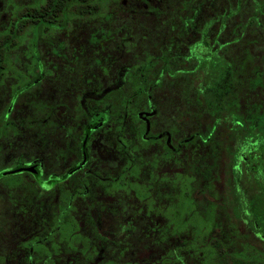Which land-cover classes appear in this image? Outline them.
Masks as SVG:
<instances>
[{"label":"flooded vegetation","instance_id":"flooded-vegetation-1","mask_svg":"<svg viewBox=\"0 0 264 264\" xmlns=\"http://www.w3.org/2000/svg\"><path fill=\"white\" fill-rule=\"evenodd\" d=\"M123 1L127 2V0ZM8 7L0 1L1 25L7 22L5 18ZM50 25L49 33L54 34L59 29L68 36L64 37V40L70 39L67 30L73 22L68 20L53 22ZM8 27L0 29V43ZM44 38V35L38 32L37 36L29 39L31 53L28 51V43L26 44L27 65L23 68L26 73L22 76L14 68L15 64L11 65V68L6 64L8 59L15 61L14 56L10 55L12 48L7 49L6 45L0 47V58L4 61L0 69V156H4L8 151L9 136L22 133H30L32 142L37 148L41 145V139L46 138L48 152L47 169L43 165L44 156L39 155L41 152L38 149L31 155L25 150L18 152L13 164L7 165L8 161H5L4 165L0 166L2 188L0 199L3 200L0 203V264H102V253L106 252L107 241L110 240L105 239V236L115 234L109 229H103L100 223V212H107L106 205L110 204L111 207L115 205L122 212L132 208V212H135V207L129 205L130 199L133 198L139 204L136 213L142 211L145 214V212L151 213V205L158 201V205L154 203L156 205L154 210L157 213L155 215H160L166 220L168 206L182 203L180 197L188 203L199 198L198 203L202 206L216 205L225 215L228 209L235 225L234 229H237L248 241V250L260 253L254 256L252 263L262 264L261 260L264 257L262 227L264 178L261 160L263 143L258 140L257 135L250 134L246 141L236 147V161L231 168L233 173L229 172L231 178L229 180H226V166L222 163V174L219 175L221 180H219L215 174L214 161L212 166L204 167L201 172L196 170L197 167L192 166L194 159L190 158V156H199V154L196 156V148H200L199 151L203 152L206 148L214 156L215 138L217 135L223 137L222 134L215 132L216 118L209 113L203 117L196 114L192 118H186L177 111L173 115V117L177 116L174 118L176 125L169 126L168 103L167 108L164 107L166 98L161 101V112L152 115L153 110L148 95L144 107L148 111L144 113L151 112L149 118L140 120L141 112H136L143 132H146L145 137L142 138V132L140 138L144 140L147 158L144 164L139 165L134 163L136 156L134 159L126 158L125 161H121L118 159V147H128L134 151L139 148L138 145L127 144L125 141L121 144L120 135L116 133L119 129L121 72L120 69H115L114 65L119 58L111 57L112 68H108L110 79H105L103 70L97 67H94L90 74H87L85 68L78 76L73 69L66 70L56 65L54 54L60 55L50 44L45 49L47 55L43 56L40 41ZM83 41L85 44L88 42L86 38H82L79 40V45ZM97 41H103V38H97ZM97 43L101 49V45ZM21 44L23 40L16 46ZM76 49L85 51L86 47ZM34 62L38 67L31 68ZM107 81L108 84H105ZM162 81L165 83L162 87H152L151 84L149 90L163 89L165 86L167 89V80L162 79ZM166 89L161 90V93L164 94ZM22 104L30 106V110L25 114H20L21 109L27 111V107H21ZM182 108L183 105L179 109ZM184 122H191L195 128L202 125L203 131L200 133L194 130L191 134H186ZM68 124L74 125L73 131ZM111 133L115 138L112 141V157L106 147ZM227 137L229 135L224 136L223 139L226 140ZM156 147H159V152L155 151ZM239 154H242V157ZM206 170L212 172L207 173ZM192 172L199 173L202 179L196 182L197 175ZM26 179L31 180L27 182ZM219 182L220 192L223 194L221 199H217L218 192L214 189ZM25 183L32 186L31 195L34 197V202L22 210L20 204L16 203V210L22 214V218L9 225L8 209L4 203H8V200L10 202L18 200L19 191L16 194L12 191L21 189ZM126 186L129 189H126ZM138 187L141 190L140 195L136 191ZM174 189L177 196L174 194L173 198ZM120 190L128 196V202H123L120 198ZM48 193H51L48 204L46 200L41 202L39 195ZM81 204H84L91 214L94 213L93 221L96 228L92 232L94 238L96 237L94 245L73 241L74 236L77 234L80 236L78 232L86 222V214L81 216V220L78 213L75 215ZM232 204L237 206L239 215L234 216L232 213L234 209ZM73 205H76L74 212ZM32 210L43 213L48 210L52 212V218L50 219L49 216L46 220L38 216L37 222L33 220L30 222V219L27 222L25 218L23 219V215L29 214ZM136 213L132 214L133 218ZM237 216L240 218L238 223ZM251 218L256 221L252 225L251 222L248 223ZM77 225L79 229L75 228ZM71 227L74 229L72 230ZM165 227L166 225L162 227V232L165 231ZM24 228H26L25 232ZM149 229L146 230V234ZM177 241L179 242V239L175 242V248ZM88 246H91L90 249L95 252L94 256L87 254ZM165 250L167 251V245Z\"/></svg>","mask_w":264,"mask_h":264},{"label":"rangeland","instance_id":"rangeland-1","mask_svg":"<svg viewBox=\"0 0 264 264\" xmlns=\"http://www.w3.org/2000/svg\"><path fill=\"white\" fill-rule=\"evenodd\" d=\"M4 5H13L14 8L17 6H23V5H30L34 3L35 0H0ZM183 0H174V3L171 5H164L162 7L163 13L155 15V11H150L148 13H145L146 10L149 11V7L147 4H139L136 0H127L126 3L122 0L121 6L123 4L124 7H121L120 4L114 3L111 4V11H114L115 13H112L114 17V21L111 23L100 20L98 17H91L88 18V20H85L81 17H77L72 15L71 22H73V25H69V28L67 30V33H70V39L64 40L65 36L63 32L59 29L55 31L53 34L52 32H47L44 35V40L40 41V48L43 51V56H45V49L50 44L52 48L55 49V51L60 55L57 56V54H54L55 63L59 67H63L66 70L73 69L76 71V75H80L81 70L87 69V74L92 73V69L94 67H97L99 69H102V74L105 79H110L111 74H108V68L111 69L112 67L109 65L112 62L109 60L112 56L114 58H120L119 54H121V57L123 59V62L120 64L119 59H116L115 61V69H119L120 65H128L129 67L133 65V63H137L141 61L144 53L148 54H155L158 53L160 50H162L165 46L164 42L168 39V37L174 36V33L177 32L178 24L183 25V19L192 17V14H190L188 11H183L179 8L181 2ZM220 1V0H218ZM118 2V1H117ZM130 2V3H129ZM144 2V1H142ZM129 4V5H128ZM128 5V7H127ZM221 5V4H220ZM110 8V7H109ZM141 8L140 10H138ZM172 8V10L169 11V9ZM222 7H220L221 9ZM125 12V14H124ZM200 18H195L196 25L198 27V30L196 31H187L185 33H180L179 38L178 37H172L173 43L179 44L176 48V56L175 59H181L184 58L182 54V50H189L190 47L196 46L197 47V53L194 55V58H201L204 53H206L210 46L214 47V37L217 31L219 30V22L212 20L214 19L213 13L211 11H208L204 9L201 12ZM205 13H207V16H203ZM120 16H124L127 19L121 20ZM183 17V19H182ZM162 18H167L166 21H163ZM7 22L0 24V29L4 27H8L10 23L9 16L5 18ZM200 22H197L199 21ZM203 20L207 21L208 28H205V23ZM212 22V23H211ZM211 24V25H210ZM231 24V22H230ZM180 29H183L181 26H179ZM110 28V33H112L111 40H107L108 38L104 39L103 41H97V38H103V33ZM203 30L204 34H199V32ZM183 34V35H182ZM246 37L248 39H252L251 43L249 44V47L253 52L257 54L256 60L253 62H249V65H254L257 69L261 71L259 75V86L254 88L253 92H248L247 96H244L243 100L239 102V105L241 109H246L247 106H250L252 102L256 101L257 104L262 107L261 110H263L264 107V55L261 53V51L258 50L257 44L260 46L263 38L261 34H254L247 33ZM82 38L87 39V43L85 44L84 41L80 43L79 40ZM218 38V37H217ZM224 39H228V37L219 35V38L217 39L218 42L223 41ZM102 47L99 49L98 43ZM125 42V43H124ZM62 45V46H60ZM124 48L122 49L121 47ZM86 47L85 51H79L76 48H83ZM248 47V48H249ZM232 48L235 49V52L240 53V47L239 46H233ZM10 52L11 57L14 56L15 58V65L14 68L16 69L17 73L19 75H24L26 72L23 68H26L27 60L25 58V54H27V48L23 41V44L15 46L11 49ZM136 53L137 58L136 60L133 59V55L131 53ZM228 57H234L233 52L229 51ZM81 53V54H80ZM126 53V54H124ZM47 55V54H46ZM183 55V56H182ZM242 55V54H239ZM245 55V54H244ZM238 56V55H236ZM134 64V65H135ZM188 64V63H187ZM181 66H186L183 63H180ZM124 72L122 73L123 76ZM90 76V75H89ZM166 76V75H165ZM152 81L154 82V78L152 77ZM162 77H159L158 80L152 84L153 86H157L160 88L165 83L161 79ZM90 79V77H89ZM203 78H199V81L201 82ZM160 83V85H157V83ZM194 86L198 83V79L195 76L194 78ZM105 84H108V81L105 82ZM175 88V87H174ZM166 89V86L165 88ZM157 92H151V89L149 88L147 91V96L149 95L150 103L152 106L154 115L156 112H161L162 110V102L164 99L166 100V106L168 103V108L171 104H174L177 101V96L170 95L168 92V87L166 89V92L164 94L161 93V90ZM153 91L155 89H152ZM128 94V93H125ZM170 95V96H169ZM169 96V97H168ZM171 96L174 97V101L171 100ZM162 101V102H161ZM147 101L145 104H143V108L140 107L139 112V119L140 120H146L148 119V115L151 114V112H146L144 107L146 106ZM21 107H27V111H24V109H21L20 114L25 112H28L30 110L29 105L22 104ZM191 108V105L186 104V108ZM196 107V106H193ZM184 110V108H182ZM195 113L191 115H183L186 118H192L196 116V114H199L201 111L199 108L196 110L193 109ZM260 110V111H261ZM172 115L176 113V108L173 107L169 110ZM186 111V110H184ZM19 114V115H20ZM205 113L200 115L199 117H203ZM207 115V114H206ZM205 115V116H206ZM138 119V117H137ZM17 120V119H16ZM105 120V118H104ZM103 120V121H104ZM15 121V120H13ZM138 120H130V118H126L123 120L121 131L120 127L117 134L120 135V138L124 139L125 142L128 143H136V140L133 138V131L137 130V126L134 124ZM188 121H191L188 119ZM120 125V124H119ZM183 126H185L184 133L191 134L194 132V130L199 131L200 133L203 131L202 125L197 126L198 128H195L192 126L191 122H184ZM68 127H71V131L74 130L73 124H68ZM139 127V126H138ZM185 134V135H186ZM223 134V133H220ZM111 138H108L107 140V150H109V155H111V151L113 149L112 147V141L115 139L112 133L110 134ZM146 135V132H143L142 138H144ZM224 135V134H223ZM224 137V136H223ZM220 135H217L215 138L216 143V154L211 155L205 148V152L199 151L200 148L195 149L196 156L199 154L198 157H192L190 158L194 159V162L192 163V166L197 167L196 170H199L202 172L204 167L212 166V161L216 163V170L215 174L220 179V174H222V161L224 160L225 151L222 150L220 152L219 150V139ZM9 142L7 145L8 151L4 153V156H0V166L4 165L5 161H8L7 165L14 163V158H16L18 152H24L27 151L30 155L32 153H35L37 149L41 152L39 155L44 156L43 158V165L44 168L47 169L48 164V152H47V139L43 138L41 139V145L39 148H37L34 143L32 142V135L29 134H19V135H13L9 136ZM208 147V146H207ZM123 147H118V159L121 161H125L126 158H133L140 154L142 157L140 160L135 158V164H144V160L147 158L145 156V147L144 151L137 150L134 151L132 149L125 148V153L122 152ZM209 148V147H208ZM153 149V147H152ZM155 149V148H154ZM249 149V147H248ZM159 152V147H156V150ZM47 152V154H46ZM245 152V151H243ZM120 155V156H119ZM240 157H242V154H239ZM112 157V155H111ZM110 157V158H111ZM249 158V156H248ZM197 159V161H196ZM126 163V162H125ZM221 163V165H220ZM184 167H186V162H184ZM173 173V172H172ZM197 175L196 176V182L198 180H201L202 177L199 173H193ZM8 178H11V176H7ZM223 179V178H222ZM31 179H26L25 181L29 182ZM207 181V180H206ZM199 184V183H198ZM197 184V185H198ZM220 182L216 183L215 190L217 193V199H221L223 197V194L220 192ZM129 186V185H128ZM126 186V189H129V187ZM169 188V186H168ZM170 189V188H169ZM173 191V198L174 194L176 195V189ZM19 191L20 198L14 202H10L8 200V203H4L8 209V215H9V225L17 221L18 219L22 218V214L16 210V203L20 204L21 210L25 208L26 206L30 205L32 202H34V197L31 195L32 192V186L28 184H24V186L19 190H13L12 192L16 194ZM2 188L0 187V198ZM120 198L123 199V202H128V196H125L123 191L120 190ZM170 192H172L170 190ZM9 195V193H8ZM51 193L39 195V200L42 202L43 200L47 201L51 199ZM197 194H195L196 196ZM177 196V195H176ZM175 200V199H174ZM53 201V200H52ZM180 201L185 203L184 199L180 197ZM199 198L193 199L190 203H187L186 206H182V212L183 215L181 217H175L179 213L173 214L170 213V211L167 212V219L164 220V217H161L160 215H155L154 207H156V203L158 205V201H155L151 207L152 212L148 213L145 212V214L141 211L139 213H136V207L139 206L138 201H134V199H130L129 205L131 207H135V212H132V208H128L129 210L121 211L117 208V206H110L106 205L108 207L107 212H100V223L103 227V229H109L111 233L115 234H106L105 239H110L107 241V249L106 252H103V263L102 264H131L134 262L135 264H158V260L161 256H166V260L160 264H253L252 261L254 259L255 255H260L258 252H252L248 250L249 245L246 238L242 237L239 231L237 229H234L232 226L233 222L231 220V213L227 209L226 215L223 214L220 211V207L216 206V208H213L215 211L207 214L208 210L206 209L208 206H202L200 203ZM3 200L0 199V203H2ZM176 202V200H175ZM174 202V203H175ZM176 206V204H173V206ZM194 207V211L190 209V207ZM1 207V205H0ZM160 206H158L159 208ZM185 207V208H184ZM73 212L76 210V205H73ZM186 209V210H185ZM143 210V209H141ZM35 213H37V216H35ZM49 213V214H48ZM79 215L80 220L81 216L86 214V222L85 225H83L80 228V231L78 232L80 236L77 234L74 236V240L76 243H84L88 245H94L96 243V237L94 238L93 231L96 230L95 224L93 221V215L94 213H90V210L84 205L81 204L79 207V210L75 213V215ZM135 214V217H132V214ZM38 216L44 217L46 220H48V217L50 216V219L52 218V212H49L48 210H45V213L43 211L36 212L31 211L29 214H24L23 219L25 218L26 221L30 219V222L35 221L37 222ZM132 217V219H131ZM177 218L176 223L173 222L172 219ZM185 218H188V224L184 225L182 228L178 229V227L175 226V224H178L179 222L183 221ZM180 219V221L178 220ZM252 219V218H251ZM248 220V223L251 222V225L253 224V219ZM202 221L203 225L200 223ZM256 222V221H255ZM40 223V222H39ZM41 224V223H40ZM165 227V231H163L162 227ZM199 227V228H197ZM72 230L74 229L71 227ZM69 228V230H71ZM76 229H79V226L75 227ZM152 228V229H149ZM148 231V236L146 234V230ZM175 229H177L178 232H180L178 235H169L170 233H175ZM26 231V228H24V232ZM145 232V233H144ZM161 236V246L155 245L152 243L151 239L156 238L157 234ZM197 235L200 236V240L196 242L194 247L191 245L189 241H191L194 237ZM175 236V237H173ZM99 237H97L98 239ZM62 239V238H60ZM179 239V242L177 241L176 248L173 250V254L169 255L165 250L166 245L168 244L170 247L171 245L176 242V240ZM189 242V243H186ZM207 249V247L212 246L214 247L213 253L205 252L204 250L201 251V245ZM175 247V245H173ZM197 246L199 248H197ZM203 247V248H204ZM88 253L92 256H94L95 252L90 249L91 246H88ZM172 248V247H171ZM261 248V247H258ZM200 255L198 254V252ZM165 251V252H164ZM246 252V253H245ZM246 254V255H245ZM174 255L179 256V259H174ZM262 264H264V257H262L261 260ZM255 264V263H254Z\"/></svg>","mask_w":264,"mask_h":264},{"label":"trees","instance_id":"trees-1","mask_svg":"<svg viewBox=\"0 0 264 264\" xmlns=\"http://www.w3.org/2000/svg\"><path fill=\"white\" fill-rule=\"evenodd\" d=\"M121 1L122 0H35L34 3L30 5L17 6L15 8L13 5H9L7 16H9L10 19V26L6 34L2 36L0 47L6 45L7 49H11L23 40L25 45L28 43V51L31 53L29 39H33V37L37 36L38 32H40L41 35H45L51 23L71 20L72 15L81 17L85 20L96 16L102 21L106 20L111 23L116 18L112 14L115 12L110 10L111 4L118 3L121 6ZM136 1L139 4L143 5L144 3L148 5L149 11L146 10L145 13L156 10L155 15L163 13L162 10L164 9H162V7L164 5H171L174 3V0ZM121 7H124L123 4ZM220 7L222 8L220 9ZM179 8L183 11H188L192 14V17L190 16L184 19L182 17L183 25L178 24L177 32H175L172 37L179 38L180 33L198 30L194 20L195 18H200L201 12L206 9L213 13L214 19L212 22L214 21L215 23L218 21L220 26L214 37L215 46H210L201 58H194V55L197 53L196 46L190 47L189 50L183 49L182 54L185 56H182L184 58L176 60L175 57L178 56L176 55V48L179 44L173 43V38L168 37L164 42V48L158 53L153 55L144 53V56L140 58L142 60L136 64L133 63L130 67L128 65H120L121 84L119 88L118 106L120 131L123 120L126 118H130V120L134 121L138 120L136 112L139 111L140 107L143 108V104L147 101L146 90L151 84L155 83L159 77H162L161 79L167 80L169 94L177 96V101L171 104L168 110L175 107L176 112L178 111L180 115L194 114L195 111L193 109L196 110L197 108L204 110L198 115L200 116L203 113L206 115L209 113L216 118L215 132L223 133L224 135L222 134V136L229 135L226 140L223 139V137L219 139V150L220 152L222 150L225 151L222 163L226 166V180L231 179L229 172L231 174L233 173L231 168L236 161V147L240 146L241 142L246 141L250 134L257 135L259 138L258 140L263 143V155L261 160L264 178V107L263 110H261L262 107L259 103L257 104L256 101L252 102L246 109H241L239 105V102L243 100L244 96H247L248 92H253L252 90L259 86L260 83L259 75L261 71L254 65H249V62L256 60L257 54L250 49L249 44L254 43H251L252 39H248L246 34L250 33L251 35L252 33L254 36L259 33L261 34L263 37L261 39L262 43L260 46L257 44V48L264 55V0H183ZM140 9L141 8L138 10ZM171 10L173 12L172 8L169 9V11ZM203 16H207V13ZM120 18L121 20H129V18L124 16H120ZM162 20L166 21L167 18H162ZM197 22H200V20ZM203 22L205 23V28H208L207 21L203 20ZM179 26L183 29H180ZM110 31L109 28L103 33V40L106 38L111 40L112 33H110ZM199 34H204V31L201 30ZM219 35L227 36L228 39L218 42L217 39ZM232 45L239 46L240 53L235 52ZM230 46L234 57H228ZM121 48L123 49L124 45ZM131 54L133 55V59L136 60V53ZM119 56L121 64L123 62L121 57L123 56H121V54H119ZM109 60L111 61V58H109ZM180 63L186 66H181ZM6 64L8 68H11V65L15 64V61L8 59ZM111 64L112 62L109 65L111 66ZM3 65L4 61L0 58V69ZM36 67H38V64L34 62L31 68ZM123 72L124 74L122 76ZM195 76L198 79V83L195 88L192 89ZM152 77H156L154 78V82L151 81L153 79ZM199 78H203L201 82ZM157 85H160V83L158 82ZM159 90L160 89L151 90V92H157ZM174 99L175 98L171 96V100L174 101ZM186 104L191 105V108H186ZM181 105H183L186 111L179 109ZM175 117L177 116L175 115L173 117V115L169 113V126L173 127L176 125L174 121ZM134 124L137 126V128H135L137 130L133 131V138L136 140V145H138L137 148H139L138 150L144 151L145 143L144 140L140 138L143 127L140 125L141 122L139 120ZM124 141L125 140L121 138V144H123ZM203 148L204 147H201V149ZM121 150L125 152V148ZM141 157L140 154L137 155L138 160H140ZM214 165H216L215 162ZM206 172L211 173L212 170H206ZM136 191L137 194L141 192L139 187L136 188ZM184 202L185 203L182 202L176 206H173V204L169 205L168 211L173 214L179 213L175 217H181L183 215V213H181L183 210L182 206H186L188 203L186 200ZM232 206L234 207L232 210L234 216L239 215L237 206L233 204ZM194 207L195 206H192L190 209L194 211ZM213 208H216V206L209 205L206 208L208 210L207 214L214 212L215 210ZM172 220L175 223L177 218ZM178 220L180 221V219ZM236 220L238 223L240 218L237 216ZM188 221L189 219L185 218L183 221L175 224V226L180 229L188 224ZM199 221L203 225L202 221ZM177 222L178 221H176V223ZM232 226L235 228L234 224H232ZM262 227L264 228V221ZM175 231L174 234L170 233L169 235H178L180 233L177 229H175ZM200 236L201 235H197L189 241L191 245L196 247L195 244L200 240ZM154 237L156 238L151 239L152 243L161 246L160 233ZM173 245H175V242ZM173 245H171V248L167 244V251L164 252L172 255L175 248ZM203 247L202 244L201 251L204 250V253L210 251L213 253L214 251V247L212 246L207 247V249ZM197 248L199 247L197 246ZM44 251L48 253V251ZM198 254L200 255L199 252ZM173 257L174 259H179L177 255ZM165 260L166 256H161L158 260V264Z\"/></svg>","mask_w":264,"mask_h":264}]
</instances>
